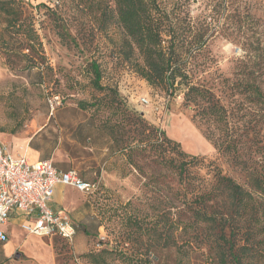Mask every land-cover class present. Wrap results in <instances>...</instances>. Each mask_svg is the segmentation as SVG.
I'll return each mask as SVG.
<instances>
[{"label": "rangeland", "instance_id": "374dc122", "mask_svg": "<svg viewBox=\"0 0 264 264\" xmlns=\"http://www.w3.org/2000/svg\"><path fill=\"white\" fill-rule=\"evenodd\" d=\"M214 2L189 0V9L194 16L214 13L208 17L210 35L204 50L208 63L201 74L222 80L214 91L234 112L243 138V168L233 163L231 155L217 150L206 135L215 132L192 119V110L182 104L178 90L170 95L150 86L123 59L125 35L115 22L112 0H24L25 15L33 19L44 54H34L38 65L32 67H28L29 61L12 55L6 59L4 41L10 50L18 48L12 33L4 31L0 14V133L33 135L47 129L62 142L72 135L71 129L62 130L60 124L85 118L93 133L99 134L91 139L92 151L84 147L83 138L74 147L73 154L79 161L91 153L105 162L101 163L102 170L86 168L82 176L98 183L95 193L86 195L68 187L83 204L67 209L76 223L72 243L58 236L52 240L60 264H134V260L176 264L175 247L166 244L165 237H177L179 233L166 230L165 219L173 222L180 215L182 220L192 222L193 218L186 204H176L179 179L169 163L175 155H163L156 148L162 142L160 130L178 142L186 154L204 156L187 159L195 182L207 176L209 162L244 186V168L254 166L264 173V105L248 91L243 92L245 84L256 82L264 93V0H222L216 6ZM239 15L241 26L235 21ZM94 59L101 63L103 82L116 86L125 106L153 125V131L124 123L116 134L117 143L97 127L110 109H101L91 120V112L78 105L79 100L102 96L89 85V62ZM141 97L147 102H141ZM120 118L112 117L110 122L114 124ZM79 133L82 135L81 130ZM133 143L137 149L129 159L125 146ZM201 227L195 224L186 237H178V242L183 243L190 264H216L201 235L197 238ZM78 233L82 236L80 249L75 242Z\"/></svg>", "mask_w": 264, "mask_h": 264}, {"label": "trees", "instance_id": "16d2710c", "mask_svg": "<svg viewBox=\"0 0 264 264\" xmlns=\"http://www.w3.org/2000/svg\"><path fill=\"white\" fill-rule=\"evenodd\" d=\"M213 1L214 6L222 2ZM112 2L115 22L125 35L127 49L121 50L123 59L131 63L129 66L133 71L150 86L159 87L170 95L178 90L183 97L182 104L192 110V119L205 130L215 132L214 135H206L217 150L231 155L233 163L241 164L243 168L246 165V161L241 159L243 138L234 121V112L214 91L218 90L216 85L222 80H215L212 74L210 77L201 74L208 63L204 55L210 35L208 17H213L214 13L192 15L189 0ZM24 4V0H0L4 31L12 33L18 50H10L6 41L2 45L7 49L6 59L12 55L19 60L29 61L28 67H32L38 65L34 54L41 57L44 54L33 19L25 15ZM235 21L241 26L242 17L239 15ZM88 69L89 85L102 96L94 95L92 99L77 103L91 112V120L101 109H110L106 118L99 120L97 127L106 131L117 143L116 134L124 123L140 126L149 132L155 129L125 106L116 86L103 82L101 63L96 59L91 60ZM243 88V92L248 91L252 98L264 105V93L259 84L252 82ZM118 115H121L120 120L111 123L112 117ZM160 132L162 142L156 148L159 147L163 155L166 152L175 155V158L169 159V163L179 179L175 192L176 204H186L193 218L192 222L182 220L180 215L173 222L165 219L168 221L166 230L175 229L179 233L177 237L169 234L165 237L166 244L175 247L176 264H190L178 237H186L195 224L202 226L197 238L201 235L211 260L216 264H264V173L254 166L244 168L247 170V186H244L223 173L221 167L209 162L207 176L199 177L200 180L195 182V174L190 172L187 162L204 159V156L186 154L178 142L167 138L164 131ZM125 147L129 149L127 157L131 159L137 145L126 144ZM133 263L151 264L148 260H134Z\"/></svg>", "mask_w": 264, "mask_h": 264}, {"label": "crops", "instance_id": "0c3cea01", "mask_svg": "<svg viewBox=\"0 0 264 264\" xmlns=\"http://www.w3.org/2000/svg\"><path fill=\"white\" fill-rule=\"evenodd\" d=\"M60 125L63 126L62 130L63 128L66 131L71 129L72 137H67V141L64 138L62 142H59L57 137L47 129L44 132L37 131L33 135H29L28 132L21 134L0 133V137L13 154H25L31 162L49 158L58 170L76 169L82 179H85L82 176L86 168L99 167L102 170L101 163L105 161L99 162L101 158L98 155H95L96 158L87 152L89 153L88 157L79 161L73 154L74 147L80 143L78 139H85L84 147H88L89 151H92L91 139L93 136L98 137L99 135L93 133L94 130L86 119L78 122L64 120ZM80 130L82 135L79 133ZM68 187L73 186L63 184L56 186L50 202L54 211L67 213V209H78L83 204L81 199L77 198L75 191ZM24 221V218L13 212L10 218L0 225V229L6 235L5 240H0V264H60L52 244L53 238L58 235L39 236L28 233L21 227ZM72 221L76 226L75 221L73 219ZM75 239L76 246L80 249L82 236L78 233Z\"/></svg>", "mask_w": 264, "mask_h": 264}, {"label": "built area", "instance_id": "2783aa9c", "mask_svg": "<svg viewBox=\"0 0 264 264\" xmlns=\"http://www.w3.org/2000/svg\"><path fill=\"white\" fill-rule=\"evenodd\" d=\"M141 102L147 99L141 97ZM58 184L70 185L83 194H93L98 183L82 179L76 169L58 170L51 159L34 162L25 154H13L0 137V225L11 213L24 218L21 227L39 236L58 235L72 243L76 226L66 212L54 211L50 202ZM6 235L0 229V240Z\"/></svg>", "mask_w": 264, "mask_h": 264}]
</instances>
